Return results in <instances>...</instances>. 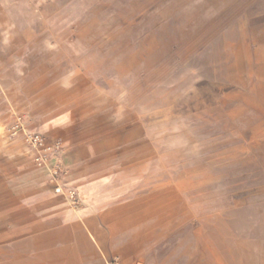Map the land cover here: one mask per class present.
<instances>
[{
	"label": "rangeland",
	"instance_id": "rangeland-1",
	"mask_svg": "<svg viewBox=\"0 0 264 264\" xmlns=\"http://www.w3.org/2000/svg\"><path fill=\"white\" fill-rule=\"evenodd\" d=\"M0 264H264V0H0Z\"/></svg>",
	"mask_w": 264,
	"mask_h": 264
},
{
	"label": "built area",
	"instance_id": "built-area-1",
	"mask_svg": "<svg viewBox=\"0 0 264 264\" xmlns=\"http://www.w3.org/2000/svg\"><path fill=\"white\" fill-rule=\"evenodd\" d=\"M17 128L20 129L26 143L32 149L36 163L40 166L48 168L50 173L53 175L54 180L57 182L56 190L63 192L62 186L57 181L58 177L56 176V168L51 165L52 156L55 155V152L61 147L60 141H49L40 133L28 130L22 123H18ZM67 195L74 197V193L72 191H68Z\"/></svg>",
	"mask_w": 264,
	"mask_h": 264
},
{
	"label": "crops",
	"instance_id": "crops-1",
	"mask_svg": "<svg viewBox=\"0 0 264 264\" xmlns=\"http://www.w3.org/2000/svg\"><path fill=\"white\" fill-rule=\"evenodd\" d=\"M161 191H159L158 189H155L151 194H149L146 198L150 199L152 201V203L154 204L153 207L157 208L159 205V200H160V195ZM149 211V213L151 215H155L158 212H160L159 209H147Z\"/></svg>",
	"mask_w": 264,
	"mask_h": 264
}]
</instances>
